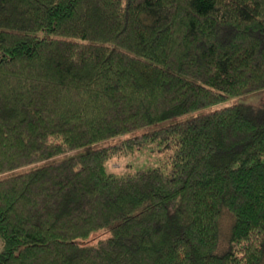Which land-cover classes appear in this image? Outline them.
<instances>
[{
  "label": "trees",
  "instance_id": "1",
  "mask_svg": "<svg viewBox=\"0 0 264 264\" xmlns=\"http://www.w3.org/2000/svg\"><path fill=\"white\" fill-rule=\"evenodd\" d=\"M263 89L264 0H0V264H263Z\"/></svg>",
  "mask_w": 264,
  "mask_h": 264
},
{
  "label": "rangeland",
  "instance_id": "2",
  "mask_svg": "<svg viewBox=\"0 0 264 264\" xmlns=\"http://www.w3.org/2000/svg\"><path fill=\"white\" fill-rule=\"evenodd\" d=\"M233 102L253 103L256 105L264 104V89L256 93H253V94L238 97L235 100H232L230 103H233ZM192 115L193 114L182 116L181 119L187 118ZM131 136L132 135H127V136H124L122 139H126ZM111 142H113L112 139L109 141H105L103 144H107ZM163 158H164V154L162 151H156L154 149L152 150L147 149L143 151H137L131 154L129 153V154H126V156L116 157L113 160H111L110 166H111V169H113L114 171L123 173L125 171H133L136 168L160 165L161 161L159 159L162 160ZM233 223H234L233 215L229 211L226 210L222 214V217L220 220V225H221V243L219 247L220 252L225 251V249L229 245V237H230ZM107 235L108 233H104V232L95 234L91 238L90 242L95 243L97 242L98 239L103 238ZM1 247H2V240L0 238V249Z\"/></svg>",
  "mask_w": 264,
  "mask_h": 264
}]
</instances>
